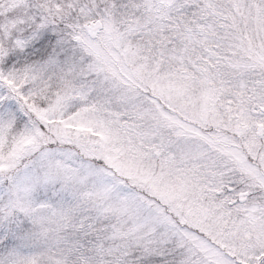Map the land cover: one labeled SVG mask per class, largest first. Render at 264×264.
<instances>
[{"label": "snow or ice", "instance_id": "1", "mask_svg": "<svg viewBox=\"0 0 264 264\" xmlns=\"http://www.w3.org/2000/svg\"><path fill=\"white\" fill-rule=\"evenodd\" d=\"M0 264H264V0H0Z\"/></svg>", "mask_w": 264, "mask_h": 264}]
</instances>
